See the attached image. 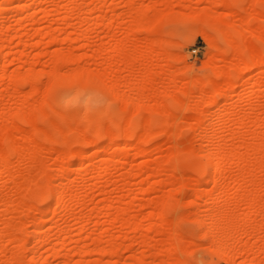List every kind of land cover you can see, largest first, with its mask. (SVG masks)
<instances>
[{
	"label": "rangeland",
	"instance_id": "rangeland-1",
	"mask_svg": "<svg viewBox=\"0 0 264 264\" xmlns=\"http://www.w3.org/2000/svg\"><path fill=\"white\" fill-rule=\"evenodd\" d=\"M73 1L79 2V9L82 8L80 9L81 12L88 11V8L92 9V7L96 9H93L95 13L92 15L90 23L84 22L81 15L69 21L66 14L67 9L70 6L73 7ZM81 1H83L82 4ZM224 1L0 0V21H4L8 27L10 26V31L6 35L9 43L6 51L8 58L14 59V62L12 61L13 63L8 64L6 68L0 67V128L4 129L6 126L3 127L4 124H11L15 135L22 139L21 136L25 134L27 138L30 133L25 130L27 128L26 121L18 118V110L21 111L24 107L21 112L24 111V114L28 115V111L30 115L35 107L36 112L40 114L47 110L48 115L44 118L41 117L39 120L42 128L54 130L55 123L53 126L52 122H59L58 124L63 130L66 128L69 138L68 142L65 143L61 132L58 134L60 141L56 144L52 140L49 142L50 136V139L44 137L45 142L40 139V148L42 149L37 152L39 158L36 159V163L42 170L36 180V186H39L40 194H32L30 201L32 199L31 202L36 203L39 201L43 203L46 211L42 209V211L37 212L33 206L27 211L24 203L8 208L9 202L2 200L3 192H6L7 188L11 191V202L14 204L18 192L23 191L25 195L24 191L26 192L27 188L24 187L25 189L23 188L22 191L17 188V182L23 177L18 176L11 179L8 177V172H6V176H0V198L2 197L0 199L2 200L0 201V233L6 230L9 231L15 225L9 227L5 222L12 218L14 223L17 224L19 220L17 221L16 218L20 217L24 220L21 223L23 224L21 235L23 241L28 242V247L26 246L21 255H17V260L16 251L18 250L19 240L17 238L13 239L14 241L0 240V264H20L21 259L19 260V258H22V264H29L30 261H25V259L29 258L30 260L31 254L33 262L31 261L30 264H264V147L261 149V154L258 155L256 149H254L255 147L252 148L255 144L252 143L250 144L252 146H248L249 150L247 149L246 152L253 159L250 160L249 157V160L247 158V161L241 164L246 165V167L249 166L247 168H252V171L249 170V178L247 177L248 179L244 180V184H247L244 185L245 188H236V178L243 166L235 163L236 153L238 154L236 151L241 149L242 142L252 140L254 143L256 140H260V143L264 142V124L259 126L257 123L258 119L264 121V63L258 60L251 64L250 69L245 70L244 67L252 54V50L249 52L251 39L254 42L253 49L259 46L260 49H256V52L261 50V54L258 52L259 55H262L259 58L261 60L264 58V0H227L229 1L227 5ZM249 5L251 8L248 7ZM241 6L245 7H243L244 10ZM130 10L140 11L143 14L135 17L129 14ZM247 10L250 12H247ZM223 20L227 22H223ZM73 25H78L82 29L91 25L90 46L84 44L85 39L83 37L73 38L71 31ZM23 26L29 28V31L23 35V39L28 42L26 47L23 43L18 44L17 41L20 37L15 36L16 31L23 28ZM221 27L222 30H220ZM223 27L228 30L231 37L233 35L232 39L234 41L223 30ZM37 28L42 30L38 35L34 32ZM48 30H53L56 33L55 40L50 41L51 43L47 40L46 32ZM234 30H236V33ZM222 31L228 37L224 36ZM248 32L251 33L250 36H248ZM241 33L243 34L241 35ZM245 34L248 37H245ZM127 36L131 40L133 39L134 41H132L135 43L133 44L128 39V45L133 48V51H137V57L131 56V59L134 60L132 61L135 62V64H131L133 67L129 65L130 63L128 65L127 63L124 64L118 58H115L114 62L111 61L114 41L127 39ZM224 37L230 42H227ZM243 39L246 42H248L247 40L250 41L249 46L245 45L248 43H244ZM99 47H102L101 49L104 51L98 49ZM234 47L239 49L237 50L239 53L235 52L236 48L234 49ZM232 48L234 51H232ZM23 49H25L24 54L21 53ZM62 50L66 52L68 50V54L71 53L68 59L64 56L65 60L62 57L61 59L60 57L57 58ZM236 53L240 54L241 57L235 55ZM55 54L57 59L54 58ZM231 55L232 57L237 56L236 61ZM70 56H73V58ZM242 58H246L247 61L242 60ZM53 60L54 62L57 60L56 62H60L62 65L60 66L62 75L77 69V67L93 72L94 79L92 81L90 79L92 83H88L89 79L82 78H79V81L77 79L76 82L73 79H70L72 81L66 79L67 83L62 82L61 79L62 83L60 81L56 82L57 79H53L54 77L49 74L51 67L53 68L54 65H52ZM213 66L215 68L220 67L222 70L225 69L224 71L229 68L233 69H231L233 73L230 76L228 75L229 77L227 76L225 79L222 76L221 81H218L221 82V90L223 87L228 89L233 86L231 94L226 96L221 94V91L217 93V86L215 89L212 82L215 77L216 80H219L220 77L216 75L217 72ZM30 68L35 71V81L22 79L23 81L21 80L13 86L15 83L12 77L9 78L10 73H15L18 70L27 73ZM105 70L108 74L105 73ZM112 70L115 71L112 72ZM147 71L155 76L153 78L151 76L155 82L149 78L150 76L146 75L148 74ZM214 71L216 73H213ZM110 72L114 73L112 79L109 77ZM240 72H244L241 80ZM143 77L146 78L145 82L150 83L151 80L153 84L144 83L146 86H143ZM201 77L213 86L209 87L206 93L197 90V84L203 81ZM66 80L63 81L66 82ZM113 83L117 87H114ZM137 83L138 85H136ZM187 83L188 85H186ZM32 84L34 87L36 86L34 91L32 90L34 89ZM140 84L143 86L141 89H145L150 95L149 97L147 93H143L146 99L143 98V95V100L141 101L142 98L139 99L149 109L146 112L144 111V114H152V117L156 120L163 119L164 116L168 118L167 114L163 116V113L159 112L165 106L171 112L179 114L177 117L175 116L177 120L175 123L177 124L174 127L175 129L172 130L173 133L171 132L173 125L171 129L169 127L170 134H167L169 130L165 133L157 125H154L152 135L146 142L142 143L146 151H141L139 154V151L132 145L133 147L130 146L126 150L128 151V154H126L128 159L125 157V162H117V164L115 161L116 151L118 150L117 142L125 137V133L115 129L114 141L109 143L107 137L101 138L100 141H105L104 143L110 145L106 146L107 149L103 153L94 155V151L91 150L92 147H95L94 144L92 146L85 142V135H92V132L81 129L83 133H79L80 130L76 129L87 122L96 125L100 121L104 129H106L104 124H109L108 127H114L117 123H122L133 112V100L130 99L127 108H124L126 103L121 100L124 99L121 95L124 94L123 91L126 92L130 88L132 90H128L129 93L132 92L131 98L139 97L138 91L136 93L135 90L142 91L138 88ZM148 85L158 89L157 92L160 90L161 93L158 92L160 93L158 95L155 89H151L150 86L149 88ZM110 86L113 87L110 88ZM188 86L190 90H188ZM15 87L20 88V90L15 89ZM38 87L40 88L38 89ZM116 88L120 97L117 95L118 92L114 91ZM134 88L136 89L134 90ZM111 89H114V92ZM148 89L149 91H147ZM211 89L213 92L210 91ZM30 90L33 92L31 93ZM74 90L75 92H73ZM153 90L156 92L155 95L152 93ZM184 90L191 91V93H186ZM63 93H70L72 95L71 99L67 102H61L60 98ZM151 93L153 96H151ZM174 96H179V99ZM213 96L217 99V102H212ZM39 101H42L43 109L41 105H38ZM30 104L34 107L31 105L30 108ZM18 105L23 107L20 108ZM49 105L58 108L60 112ZM199 110H203L199 112L200 120H202L200 122L209 120L210 114L216 112L213 114L212 124L206 131H200L195 124H193L194 127L193 125L190 126V123L196 120L193 116H196L195 114ZM9 111L11 112L9 113ZM82 112H85V117ZM247 112H251L252 120L248 124H243L239 118ZM13 120L17 125L13 123ZM104 120L105 122H103ZM14 126L17 129H19V126H24L25 131H15ZM2 130L0 129V135L3 133ZM42 134L44 133L42 132ZM208 136L212 137L215 144H224L228 151L235 144L236 146L239 145L235 149L236 153L232 154L225 164V173L220 178L224 184L223 187L219 183L214 185L212 180L206 181L211 168L207 165L206 154H203L206 151H204L201 141ZM80 139L82 140L81 143ZM135 139L136 137H132L131 140ZM23 142L28 143V138L24 139ZM114 142L115 145H112ZM41 145L44 147H41ZM262 145L264 146V143L260 144L261 148ZM50 146H53V149ZM79 147L84 150L88 149L85 152L86 155L77 156L72 154L64 159L65 164L70 162L67 164L69 167H73L72 162H74V166L77 164L79 169L77 173L75 172L72 175V181L70 180L73 190H70V196L68 195L65 202L54 210L55 191L50 177L55 173L57 164L61 162L62 151L66 149V151H72L73 148L79 150ZM108 153H111L112 157L109 167L110 173L100 176L101 167L98 164L104 156L110 155ZM86 156H96L94 159L96 164L93 166V170L88 171V173L85 171V162L88 161ZM257 156L261 161L255 160L258 159ZM156 160L163 161L161 164L163 163L164 167L167 166L168 169L167 167H165V170L160 169L159 166L157 167ZM254 160L255 163L250 166L248 163L250 161L253 163ZM154 161L156 162L154 163ZM144 162H151V167L141 173L139 167ZM25 164H21V166ZM3 170H5L4 167L0 165V173ZM171 171L175 174H171ZM202 173H205L204 185L203 188H197L198 180L195 176L199 178ZM36 195H39L40 198H36ZM77 195H81V199ZM164 200H170V205H159ZM226 205L232 210L238 211L241 220L236 223V226L234 225V228H229L231 235L228 238V244L226 247H222L221 234L224 228L220 227L221 229L218 228L215 233H210L205 217L209 209L212 215L217 216L218 210ZM15 226L11 231L19 234L20 231ZM35 231L44 235L39 237V241L32 238ZM46 233L49 234L48 241L43 240L47 235ZM181 233L183 234L180 235L182 237L179 236ZM242 244H244L246 251L244 256L240 255ZM112 245L115 248L112 249L114 252L116 248L120 250H118V255L116 254L117 251L112 253L113 255H105L101 247L106 249L107 247L111 248ZM34 246L38 248H34ZM4 248L9 250L14 248L12 250L14 252L8 251L10 254L11 252L14 253L15 258L12 256V258L7 257L6 259L4 254L1 253ZM84 248L92 249L89 252L81 253V250H86ZM32 249L37 250L33 251ZM93 251L95 252L93 253ZM254 252L261 257L262 261L260 263L250 261L255 256ZM36 253L38 254L36 255ZM23 255L25 259H23ZM108 258L110 259L108 260ZM138 259H145L143 260L145 262ZM110 260L113 262L111 263ZM134 260L137 263H133Z\"/></svg>",
	"mask_w": 264,
	"mask_h": 264
},
{
	"label": "bare ground",
	"instance_id": "bare-ground-1",
	"mask_svg": "<svg viewBox=\"0 0 264 264\" xmlns=\"http://www.w3.org/2000/svg\"><path fill=\"white\" fill-rule=\"evenodd\" d=\"M12 1H15V0H12ZM38 1V0H37ZM220 1V0H219ZM221 1H224V0H221ZM244 1H246V0H244ZM218 2V1H217ZM224 2H226V5H227V2H229V1H224ZM74 5H73V7L72 6H70L68 9H67V14H66V17L67 18H69V21H71V20H73V18H76V16H78V15H81V17H82V19H83V21L84 22H86V23H88L91 19H92V15L95 13V11L94 10H96V9H94L93 7H92V9H89L88 8V11L87 10H85L84 12H81L80 11V9H82L81 7H80V9H79V2L77 1V2H72ZM83 3V1H81V4ZM219 3H222V2H219ZM252 3V2H251ZM229 4V3H228ZM245 4V3H244ZM246 5V4H245ZM244 5V6H245ZM243 6V7H244ZM230 7H231V5H230ZM242 7V6H241ZM242 7V8H243ZM248 7H250V5L248 6ZM245 8V7H244ZM244 8H243V10H244ZM251 8V7H250ZM254 8V6L252 7V9ZM84 9V8H83ZM94 9V10H93ZM248 9V8H247ZM97 10H98V8H97ZM248 10H251V9H248ZM247 10V12H250V11H248ZM83 11V10H82ZM101 11V10H100ZM103 11V10H102ZM129 14H132V15H134L135 17H138V16H142V14H143V12H140V11H134V10H130L129 11ZM131 15V16H132ZM213 15V14H212ZM99 16V15H98ZM79 17V16H78ZM219 17V16H218ZM217 17V18H218ZM78 19V18H77ZM221 19V18H220ZM223 19V18H222ZM78 21V20H77ZM76 21V22H77ZM81 21V20H80ZM222 21V20H221ZM73 22V21H72ZM72 22H70V24H72ZM223 22H227V21H225V20H223ZM229 22H231V21H229ZM90 23V22H89ZM229 24V23H228ZM232 24H235L234 22H232ZM236 25V24H235ZM68 26V25H67ZM222 26H224V25H222ZM233 26V25H232ZM70 27V26H69ZM73 28V30H71L72 31V35L74 36L73 38L74 39H77V38H81V37H83L84 39H85V43L84 44H87V45H89L90 46V44H91V41H90V39H89V37H90V31H91V25H90V27H89V25L87 26V27H89V28H85V29H82V27H79L78 25H73L72 26ZM9 28H10V26L8 27L7 25H6V23L4 22V21H0V67H4V68H6L7 66H8V64H10L12 61L14 62V59H9L8 58V53H7V51H6V47L9 45V43H8V38H7V34H8V32L10 31L9 30ZM235 28V27H234ZM233 28V29H234ZM226 28H224L223 27V30H225ZM220 30H222V27H221V29ZM245 30V29H244ZM243 30V31H244ZM29 31V28H27V26H23V28H19L17 31H16V33H15V36L17 35V36H19L20 37V39H19V41H17V43L18 44H20V43H23L24 44V47H26L27 45H28V42H27V40L26 39H23L24 37H23V35L24 34H26L27 32ZM70 31V32H71ZM236 30H234V32H235ZM37 35L39 34V33H41L42 32V30L40 29V28H37V29H35V31H34ZM223 32V31H222ZM225 32L228 34V30H225ZM242 32V31H241ZM34 33V34H35ZM236 33V32H235ZM239 33V32H238ZM247 33V32H246ZM249 33V32H248ZM35 34V35H36ZM46 34H47V40L50 42V41H53V40H55L54 38L56 37V33H55V31H53V30H48L47 32H46ZM227 34H225L224 32H223V35L225 36H227L228 37V35ZM243 33H241V35H242ZM250 34L251 33H249L248 34V36H250ZM115 35V34H114ZM129 35V34H128ZM237 35V34H236ZM239 35V34H238ZM246 35V34H245ZM230 37H231V35H229ZM240 36V35H239ZM247 35L245 36V37H248ZM126 37V36H125ZM128 38L126 39V38H124V40H120L119 41V39H118V41H114V46H113V52L111 53L112 55V62H114V60H115V58L117 59H119L120 61H123L124 62V64H126L127 63V65H128V63H130L129 65H131V64H135V62H133L134 60L133 59H131V56L132 55H134V57H137L136 56V54H137V51L135 52V51H133L132 49L133 48H131L130 47V45H128V43H127V40L129 39L130 41H132L131 39H130V37L129 36H127ZM229 37V38H230ZM232 37H233V35H232ZM232 37H231V39H232ZM122 39V38H121ZM126 39V40H125ZM224 39L225 40H227L226 39V37H224ZM115 40H117V39H115ZM240 40H241V37H240ZM244 40V39H243ZM47 41V42H48ZM134 41V40H133ZM133 41H132V43H133ZM229 40H227V42H228ZM232 41H234V39H232ZM236 41V40H235ZM248 42H246L245 40H244V43L246 42V43H248V44H245V45H248L249 46V44H250V41L249 40H247ZM251 41H252V43L250 44L251 45V49H249V52L252 50V54L250 55V57H249V59H248V61L247 60H245V59H243L242 58V60H244V61H247V64L244 66L245 67V70H247V69H250V67H251V64L252 63H254V62H257L258 60L260 61V62H262V63H264V58L261 60L260 58V56H262V55H259V53L261 52V50L259 51H257L256 52V49H258L259 48V46L257 47V48H255V49H253L254 47H252V45H253V40L251 39ZM226 42V41H225ZM230 42V41H229ZM237 42V41H236ZM16 43V45L18 46V44ZM51 43V42H50ZM105 43V42H104ZM232 43V42H231ZM230 43V44H231ZM103 44V43H102ZM101 44V45H102ZM129 44H131V43H129ZM133 44H135V43H133ZM100 45V46H101ZM232 45V44H231ZM256 45V44H255ZM103 46V45H102ZM109 46V45H108ZM234 46V45H233ZM235 46H237L236 44H235ZM247 46V47H248ZM153 47V46H152ZM238 47V46H237ZM237 47H234V49H235V52L237 51V50H239V49H237ZM247 47H244L245 49L247 48ZM17 48V47H16ZM102 48V47H101ZM100 47L98 48V49H100L101 51H104V50H102ZM105 48V47H104ZM150 48V47H149ZM106 49V48H105ZM233 49V48H232ZM234 49L232 50V51H234ZM260 49V48H259ZM150 50V49H149ZM148 50V51H149ZM231 50V49H230ZM253 50H255V51H253ZM63 51V55L61 54V52ZM62 51H60V53L58 54V56H57V58L58 57H60V59H61V57L63 58V60H65L64 59V57H66L67 59H68V57H69V55H71V53L70 54H68V50H67V52L65 51V50H62ZM109 51V50H108ZM245 51V50H244ZM68 54H66V53ZM98 52L100 53V51L98 50ZM135 52V53H134ZM234 52V53H235ZM238 52V51H237ZM247 52V51H246ZM259 52V53H258ZM21 53L22 54H24L25 53V49H23V50H21ZM97 53V52H96ZM102 53V52H101ZM133 53V54H132ZM234 53H233V55H234ZM239 53V52H238ZM241 53V52H240ZM86 54V53H85ZM231 54H232V52H231ZM248 54V53H247ZM261 54V53H260ZM60 55H62V56H60ZM97 55V54H96ZM101 55V54H100ZM109 55V54H108ZM140 55V54H139ZM235 55H239L240 57H241V55H242V53H241V55L240 54H235ZM55 56H56V54L54 55V58H55ZM64 56V57H63ZM74 56V55H73ZM73 56H70L71 58H73ZM117 56V57H116ZM97 57H99V56H97ZM133 57V56H132ZM231 57H232V55H231ZM236 57L237 56H235V57H232V58H234V60L236 59ZM240 57H238V58H240ZM244 57V56H243ZM247 57V58H248ZM260 57V58H259ZM19 58V57H18ZM53 58V59H54ZM57 58H55V59H57ZM130 60H131V62H133V63H131L130 62ZM133 60V61H132ZM137 60V59H136ZM240 60V59H239ZM57 60H55V62H54V60L52 61L53 63H52V65H53V68L51 67V69H50V75H51V77H54L53 79H57L56 80V82H58V81H60V79L62 80V82H64V83H67V80L66 79H68V80H70V79H73L75 82H76V80L78 79V81H79V78H82V79H89L88 80V83H92L91 81H92V79H94L93 78V72L91 73V72H88L86 69H84V68H78L77 67V69H75V70H72V71H70V72H67V73H65V75L63 74H61L60 73V69H61V67L60 66H62L61 64H60V62H56ZM62 61V60H61ZM110 61V60H109ZM119 61V62H120ZM148 61V60H147ZM236 61V60H235ZM238 61V60H237ZM12 62V63H13ZM111 62V63H112ZM116 62V61H115ZM140 62H143V61H140ZM62 63V62H61ZM64 63V62H63ZM107 63V62H106ZM105 63V64H106ZM259 63V62H258ZM35 64V63H34ZM109 64V63H108ZM121 64V63H120ZM136 64H137V62H136ZM142 64V63H141ZM147 64V63H146ZM148 64H149V61H148ZM153 64V63H152ZM29 65V64H28ZM30 65H32L31 63H30ZM66 65V64H65ZM99 65V64H98ZM140 65V64H139ZM135 66V65H134ZM137 66H138V64H137ZM230 66H233V65H230ZM29 67H31V66H29ZM34 67V66H33ZM99 67V66H98ZM97 67V68H98ZM102 67H104V66H102ZM111 67V66H110ZM131 67H133V65H131ZM144 67H145V64H144ZM146 67H148V65H146ZM156 67V66H155ZM169 67V66H168ZM214 67V66H213ZM217 67V66H216ZM233 67H235V66H233ZM3 68V69H4ZM87 68V67H86ZM106 68V67H105ZM109 68V67H108ZM127 68V67H126ZM150 69H151V67H149ZM157 68V67H156ZM166 68V67H165ZM215 68V67H214ZM218 68V69H217ZM217 68H215L216 69V72L214 71L213 73H216V75H218L219 77H220V79L219 80H216L215 78V80L213 79V82H212V84H213V86H215V89H216V86H217V93L219 92V91H221L220 93L221 94H224V95H229V94H231V91H233V89H232V87L230 88H224L223 86V88H222V90H224L223 92H222V90H221V82H218V81H221V77L223 76L225 79H226V77L229 75L230 76V74L231 73H233V69L232 68H229L228 70H226V71H224V70H222V68H220V67H217ZM220 68V69H219ZM236 68V67H235ZM19 69V68H18ZM34 69V68H33ZM89 69V68H88ZM104 69V68H103ZM132 69V68H131ZM167 69V68H166ZM170 69V68H169ZM232 69V70H231ZM5 70V69H4ZM53 71V75L51 74V72ZM97 70H99V69H97ZM109 70H110V68H109ZM116 70V69H115ZM115 70H112V72H114ZM6 71V70H5ZM4 71V72H5ZM28 71V70H27ZM62 71V70H61ZM106 71V70H105ZM111 71V70H110ZM142 71H144V70H142ZM145 71H146V69H145ZM161 71H163V70H161ZM170 71V70H169ZM174 71V70H173ZM35 71H32V68H30V71L29 72H27V73H23L21 70H18L17 72L15 71V73L14 72H12V73H10V77L9 78H13V80H14V85L13 86H15L19 81H21L22 79H28V81L29 80H31L32 82H33V80L35 81V78H36V75H35V73H34ZM63 72V71H62ZM112 72H110V75H109V77L112 79V77H113V75H114V73H112ZM148 72V71H147ZM158 72V71H157ZM103 73V72H102ZM105 73H107V71L105 72ZM150 72H148V74H146V75H148V76H150L149 78L151 79V80H153L152 78H153V74L152 73H150ZM241 73V72H240ZM243 73L244 72H242L241 73V77H240V80L243 78ZM6 74V73H5ZM108 74V73H107ZM144 74V73H143ZM160 74V73H159ZM164 74V73H163ZM98 75V74H97ZM95 76V75H94ZM105 76V75H104ZM141 76V75H140ZM144 76V75H143ZM151 76H152V78H151ZM211 76V75H210ZM228 76V77H229ZM245 76V75H244ZM4 77V76H3ZM101 77V76H100ZM106 77V76H105ZM155 77V76H154ZM160 77V76H159ZM176 77V76H175ZM8 78V77H7ZM144 79H142L143 80V86H146L144 83H148V82H145V77H143ZM148 78V79H149ZM211 78H213V77H211ZM211 78H209V79H211ZM90 79H91V81H90ZM103 79V78H102ZM147 79V80H148ZM201 79H202V77H201ZM208 79V80H209ZM63 80H66V82L65 81H63ZM106 80V79H105ZM108 80H109V78H108ZM146 80V81H147ZM151 80L149 81L150 83H148V84H151L152 82H151ZM200 80V79H199ZM203 80V81H202ZM201 81V83L199 84H197L196 82V80H194V81H196L195 83L198 85V88H197V90H198V92L200 91L201 93H206L207 91H208V89H209V87H211L212 85L211 84H209V82H207V81H204V78L202 79ZM23 81V80H22ZM70 81H72V80H70ZM94 81V80H93ZM141 81V80H140ZM193 81V82H194ZM212 81V80H211ZM61 82V81H60ZM61 82V83H62ZM69 82V81H68ZM81 82V81H80ZM83 82V81H82ZM97 82H98V80H97ZM106 82V81H105ZM109 82V81H108ZM111 82V81H110ZM112 82H114L113 80H112ZM111 82V83H112ZM142 82V81H141ZM153 82H155L154 80H153ZM238 82H239V80H238ZM94 83V82H93ZM235 83V82H234ZM77 84V83H76ZM75 84V85H76ZM99 84H100V81H99ZM108 84V83H107ZM114 84V83H113ZM113 84H110V85H113ZM153 84V83H152ZM220 84V85H219ZM239 84V83H238ZM74 85V86H75ZM115 85V86H114ZM113 86L114 87H117L116 86V84H114ZM118 85V84H117ZM136 85H138V83L136 84ZM186 85H188V83L186 84ZM189 85H190V82H189ZM32 86H33V84H32ZM113 86H110V88L111 87H113ZM142 86V84H140V86H138V88L139 89H141V87H143ZM150 85H148V87H149ZM155 87H156V85H154ZM212 86V87H213ZM136 87V86H135ZM151 87V86H150ZM149 87V88H150ZM196 87V86H195ZM33 88L34 89H32L33 91L34 90H36V86L34 87L33 86ZM40 87H38V89H39ZM137 88V87H136ZM136 88H134V90L136 89ZM153 87H151V89H152ZM15 89H19L20 90V88H17V87H15ZM14 89V90H15ZM37 89V90H38ZM129 90H132V89H130V88H128ZM127 89V91L125 92V91H123L124 92V94L123 93H120V94H123V95H121V97L123 96V98L124 99H121L122 101L124 100L125 102L124 103H126L125 104V106H124V108H127V103L129 102V101H131L130 99H132L133 100V102H132V105H133V112L131 113V114H129L128 115V117H126L125 118V120L122 122V123H117V125L116 126H114V127H108V125L107 124H104V125H106V129H104V127L102 126V124H101V122L100 121H98L97 123H96V125H93L92 124V122H87V123H84L82 126H80L79 127V125H78V129H76V130H80L79 131V133L80 132H82L81 131V129L82 130H87V131H90V132H92V135L91 134H89V135H91V136H86L85 135V142L87 143V144H94V146L95 147H92L93 149H91L92 151H94L93 152V154L94 155H97V154H100L101 152L103 153V151L105 150V149H107V145L109 146L110 144L109 143H112L113 141H114V134H115V129H117L118 131H123V133H125V137L120 141V142H117L118 143V146H117V153H116V155H117V157H116V159H115V161H116V163L117 162H119V163H121L122 161L123 162H125V157H127V159H128V156H126V154H128V151H126L130 146L131 147H135L138 151H139V154L141 153V151L143 152V151H146V149L143 147V145H142V143L143 142H146L149 138H150V136L152 135V127L154 126V125H157L158 126V128H160V129H162L163 131H165V133L169 130V127H170V129L172 128L171 126L173 125V128L171 129V132H172V130L173 129H175L174 127H175V125L177 124V123H175V122H177V120L175 119V116L177 117V115H179L178 113L176 114V113H173V112H171L170 110H169V108L167 107V109H166V106H165V108L164 109H161V111H159V112H162L163 113V116H164V114H167L168 115V118H167V116H164L163 117V119H154L153 117H152V114H144L146 111H148L149 109L144 105V104H142L141 103V101L143 100V98L144 99H146V97L144 96V94L145 93H147L146 91H145V89L143 90V89H141L142 91H140V90H135V92L136 91H138V95H139V97H137V98H134V99H136L135 101H134V99L133 98H131L132 97V92L131 93H129V90ZM153 89H155V88H153ZM218 89H220V90H218ZM32 90H30L31 91V93L33 92ZM94 90V89H93ZM112 90V89H111ZM114 90V89H113ZM112 90V91H113ZM157 90L158 89H155V91L157 92ZM183 90V89H182ZM188 90H190L189 89V86H188ZM30 91H29V94H30ZM114 91H117L118 93H117V95H118V97H120L119 96V91H118V89L116 88V90H114ZM113 91V92H114ZM144 91V92H143ZM147 91H149V89L147 90ZM154 90L152 91V93L154 94V93H156ZM184 91H186V93H191V91H187V90H184ZM210 91H212V89L210 90ZM215 91V90H214ZM21 92V91H20ZM20 92H18V93H20ZM38 92H39V90H38ZM73 92H75V90L73 91ZM158 92H160V90L158 91ZM157 92V94L159 95L160 93H158ZM213 92V91H212ZM116 93V92H115ZM137 93V92H136ZM144 93V94H143ZM149 93V92H148ZM147 93V94H148ZM151 93V96H153V94ZM193 93V92H192ZM195 93V92H194ZM15 94V93H14ZM74 94V93H73ZM86 94H88V93H86ZM147 94H146V96H147ZM178 94V93H177ZM176 94V95H177ZM185 94V93H184ZM35 95V94H34ZM113 95H114V93H113ZM116 95V94H115ZM116 95V96H117ZM142 95L144 96L143 98H142ZM155 95V94H154ZM179 95V94H178ZM188 95V94H187ZM224 95H221V96H224ZM19 96V95H18ZM71 94L70 93H63L62 95H61V98H60V101L61 102H67V101H69L70 99H71ZM85 96V95H84ZM148 96L150 97V95L148 94ZM174 97H178L177 99H179V96H174ZM140 98H142L141 99V101H139V99ZM148 98V97H147ZM187 98H188V96H187ZM215 97L213 96V100H212V102H217V99L215 98ZM120 99V98H119ZM84 100V99H83ZM24 101V100H23ZM26 101V100H25ZM24 101V102H25ZM35 101V100H34ZM34 101H32V102H34ZM107 101V100H106ZM28 102H31V101H28ZM27 102V103H28ZM38 102V101H37ZM37 102H35V103H37ZM41 102L42 101H39V104L38 105H41ZM211 102V101H210ZM211 102V103H212ZM22 103V102H21ZM26 103V104H27ZM219 103V102H218ZM25 104V105H26ZM49 104H51V103H49ZM23 105V104H22ZM28 105V104H27ZM32 104H30L29 106H30V108L33 106H31ZM37 105V106H38ZM130 105H131V102H130ZM162 105V104H161ZM36 106V105H35ZM49 106H51V105H49ZM199 106V105H198ZM18 107H23V106H19L18 105ZM34 107V106H33ZM41 107H42V105H41ZM51 107H53V109L55 108L53 105L51 106ZM130 107V106H129ZM162 107V106H161ZM192 107V106H191ZM196 107V106H195ZM26 108H28L29 110H31L29 107H26ZM25 108V109H26ZM39 109H40V107H38ZM86 108V107H85ZM121 108H122V106H121ZM193 108V107H192ZM197 108V107H196ZM205 108V107H204ZM23 109H24V107H23ZM22 109V110H23ZM33 109V108H32ZM34 109L35 110H32L31 112H33V113H31L30 115H29V112L27 111V114L28 115H25L24 114V111L23 112H21L20 110H18V118L19 119H21V120H24V121H26L25 123H26V125H27V128L25 129V128H23L24 126H19V129H17L16 128V126H14V128H16L15 129V131L17 130V131H27V132H29L30 134H29V136L27 137L28 138V143H24L23 142V140L25 139H27L26 138V136H25V134L23 135V136H21V137H23L22 139L21 138H19V136H17V135H15L14 133H13V125L11 126V124L10 125H7V124H4L3 125V127H4V129L1 127L0 129L2 130V134L0 135V165H2V167H4V169L5 170H3L1 173H0V176L2 175V177L5 175L6 176V172H8L7 174L9 175L8 177H10L11 179H15L16 177H18V176H20V177H23L21 180H19L18 182H17V188L20 190V191H22V189L25 187V188H27L26 189V192L24 191V193H25V195L23 194V191L22 192H18L19 194L17 195L18 197H16V202L13 204L12 202H11V191L8 189H6V192H3V198H2V200L3 201H5V202H9V206H8V208L10 207V208H12V207H14L15 205H19V204H23L24 203V206L27 208V211L33 206L34 208H35V211H37V212H40V211H42V209H43V211H46V210H44V208L46 209V207H43V203H40L39 201H37L36 203H34V201L33 202H31L32 201V199H31V201H30V198L32 197L31 195L33 194H37V193H39L40 194V191L38 190V188H39V186H36L37 184H36V180H37V178H38V176L40 175V172L42 171V170H40L41 168H39L40 166L38 165V163H36V159H38L39 158V156H38V154H37V152H39L42 148H40V139H43L44 140V137L46 136V137H48L49 139H50V137H51V139H50V141L49 142H51V140H52V142L53 143H58L59 141H60V139H59V137H58V134L59 133H61L62 132V136H63V141L65 142V143H67L68 142V134H67V132H66V128H64V130L60 127V124H58L57 122H55V121H53L52 122V125L54 126V123H55V129L53 130V129H50V130H46L45 128H42V125L39 123V120H40V118L42 117V118H44V117H46V115H48L47 113H46V111L42 114H40V113H37L36 112V108L34 107ZM38 109V110H39ZM42 109H43V107H42ZM130 109V108H129ZM203 109V108H202ZM54 110H57L58 112H60L59 111V109L58 108H55ZM41 111V110H40ZM145 111V112H144ZM200 111H203V110H199L195 115L196 116H193V117H195V121L193 122V123H190V126L192 127V125L193 124H195L196 125V127L197 128H199L200 129V131H206L209 127H210V125L212 124V118H213V114H215L216 112H214V113H211L210 115H211V117L209 116V120H207V121H203V122H200V121H202V120H200V116H199V112ZM206 111V110H205ZM11 111H9V113H10ZM62 112H63V110H62ZM128 112H129V110H128ZM182 112V111H181ZM83 113V112H82ZM85 113V112H84ZM83 113V114H84ZM161 113V114H162ZM5 114H7V113H5ZM83 114H82V117H83ZM127 114V113H126ZM11 115V114H10ZM85 115L86 114H84V117H85ZM142 115H144V116H142ZM241 115V114H240ZM7 116V115H6ZM5 116V117H6ZM140 116H142V117H140ZM11 117V116H10ZM73 117V116H72ZM202 118V117H201ZM178 119V118H177ZM10 120V119H9ZM106 120V119H105ZM105 120L103 121V122H105ZM176 120V121H175ZM239 120H240V122H242L243 124H248V123H250V121L252 120V114H251V112L250 113H243L242 114V116H241V118H239ZM69 121V120H68ZM9 122V121H8ZM10 122H12V121H10ZM196 122V123H195ZM13 123L14 124H16L15 122H14V120H13ZM12 123V124H13ZM116 123V122H115ZM258 124H259V126H262L263 124H264V121L262 120V119H258V122H257ZM72 124V123H71ZM75 124H77L76 122H75ZM241 124V123H240ZM17 125V124H16ZM195 125H193V127L195 126ZM44 126V125H43ZM75 126H77V125H75ZM18 127V126H17ZM22 127V128H21ZM41 127V128H40ZM71 127V126H70ZM73 127V126H72ZM108 127V128H107ZM69 128V127H68ZM25 129V130H24ZM30 129H31V132H30ZM45 129V130H44ZM47 129H49V127H47ZM70 129V128H69ZM74 129V128H73ZM159 129V130H160ZM72 130V129H71ZM156 130V129H155ZM159 130H157V131H159ZM154 131V130H153ZM156 131V132H157ZM42 132L44 133V134H42ZM169 133H167V134H170V130L168 131ZM83 133V132H82ZM86 133V132H85ZM122 133V132H121ZM173 133V132H172ZM17 134V133H16ZM42 134V135H41ZM46 134V135H45ZM78 134V133H77ZM84 135V134H83ZM154 135V134H153ZM42 136V137H41ZM50 136V137H49ZM25 137V138H24ZM83 137V136H82ZM108 138L109 139V143H104L105 141H100V139L101 138ZM132 137H136V139L135 140H131L132 139ZM258 137V136H257ZM81 140V139H80ZM255 140V139H254ZM253 141V140H252ZM252 141H246V142H242V145L240 146V148L241 149H239L238 151H236V152H238V154L235 152V149H237L236 147L238 146L239 147V145H237L236 146V144H235V146H232V148H229L230 150L228 151L227 150V148L225 147V145L224 144H222V143H217V144H215V142H214V140L212 139V137L211 136H208V137H206V138H204L202 141H201V143H202V146H203V148H204V151H206V152H204L203 154H206V158H207V160H206V162H207V165H209L208 167H210L211 169V172L209 173V176H208V178H206V181L208 180V181H210V180H212V183L215 185V184H220V186L221 187H223V182H221V180H220V178H221V175L223 174V173H225V164L227 163V160H229V158H230V156H232V154H234V153H236V158H235V163L238 165V164H244V162L245 161H247V158H248V160H249V157L250 156H248V152H246L247 151V149H248V146L250 145V144H252L253 143V145L254 146H252V145H250V146H252V148L253 147H255L254 149H256V152H257V154L259 155V153L261 152V149H263V145H262V148H261V146H260V144H262V143H264V142H261L260 143V140H256V142L254 143V142H252ZM262 141V140H261ZM44 142H45V140H44ZM47 142V141H46ZM82 142V140L80 141V143ZM181 143V142H180ZM240 143V142H239ZM54 144V145H55ZM238 144V143H237ZM45 145V144H44ZM47 145V144H46ZM45 145V146H46ZM112 145H115V142H114V144H112ZM133 145V146H132ZM48 146V145H47ZM83 146V145H82ZM41 147H44L43 145H41ZM50 147H52V149H53V146H50ZM70 147V146H69ZM55 148V147H54ZM82 148V147H81ZM80 147H79V150H78V148L76 149V148H73L72 149V151H62V153H61V162L60 163H58L57 164V166H56V170H55V173L50 177V179H51V183L53 184V190L55 191V203H53L54 204V210H56V209H58V207H60V205H62V203H64L65 202V200H66V198H68V195H69V192H70V190L72 191L73 190V188H71V183H70V180L71 179H73V174L76 172L77 173V170H79L78 169V167H77V164H76V166H74L75 164H74V162H72L71 164L73 165V167H69L67 164H69L70 162H68V163H66L65 164V160L64 159H67L68 158V155H72V154H76L77 156H83V155H86L85 154V152L88 150V149H86V150H84V149H81ZM40 149V150H39ZM51 149V148H50ZM76 151H75V150ZM95 149V150H94ZM249 150V149H248ZM251 150V149H250ZM203 151V150H202ZM263 151V150H262ZM163 152V151H162ZM30 153H32L31 155H30ZM42 153V152H41ZM248 153V154H247ZM255 153V152H254ZM263 153V152H262ZM28 154H29V156H28ZM92 154V155H93ZM108 154H110L109 156H104L103 157V159H101L100 161V164H98L101 168V170H100V176H105V175H107V174H109L110 172H109V167H110V163H111V159H112V157H111V153H108ZM256 154V155H257ZM261 154V153H260ZM263 155V154H262ZM261 155V156H262ZM96 157V156H95ZM95 157L94 156H86V158L88 159V161H86L85 163H86V165H85V171L88 173V171H91V170H93L92 168H93V166L96 164V162H95ZM253 157H255V155H253ZM258 157V156H257ZM76 158H78V157H76ZM251 159L250 160H252L253 158L252 157H250ZM126 159V160H127ZM23 160H25V162H23ZM69 160V159H68ZM80 160V159H79ZM160 160V159H159ZM161 160H163V159H161ZM256 161L257 160H260V158L258 157V159H255ZM255 160L254 161H252L253 163H251V161H250V163H248L250 166H252L251 164H254L255 163ZM157 161V162H156ZM156 161H154V163L155 164H158L157 165V167L159 166V167H161L160 169H164L165 170V167H167V166H165L164 167V164L162 165L161 164V162H163V161H158V160H156ZM261 161V160H260ZM260 161H258V162H260ZM21 162H23V163H21ZM66 162H67V160H66ZM122 162V163H123ZM204 162V161H203ZM24 163H26L24 166H21V164H24ZM150 163L151 162H144V163H142V165H140V167H139V171L142 173V172H145L146 170H148V168L149 167H151V165H150ZM153 163V162H152ZM118 164V163H117ZM160 164V165H159ZM247 164V163H246ZM71 165V166H72ZM97 165V166H98ZM120 165V164H119ZM175 165V164H174ZM256 165V164H255ZM255 165H253L254 167H255ZM79 166V165H78ZM241 166H243V165H241ZM257 166H260V165H257ZM14 167V168H13ZM247 167H249V166H247ZM246 167V165H244L243 167H242V169H241V167H240V169H241V171L239 172V174H238V176H237V178H236V188H245V186L247 185V184H244V180H246V178L248 177V175H249V170L250 171H252V168L250 169V168H247ZM153 168V167H152ZM157 170V171H159V172H163L162 170ZM167 169H168V167H167ZM224 169V170H223ZM153 170H155V169H153ZM172 172V171H171ZM175 174V172H172L171 174ZM183 173H185V172H183ZM250 173H252V172H250ZM127 174V173H126ZM129 174V173H128ZM187 174V173H186ZM205 175V173H202L201 174V176L198 178L197 176H195V178H197V180H198V182H197V184H198V187L197 188H203V182H204V176ZM252 175V174H251ZM76 176V175H75ZM8 177H6L7 179H8ZM249 178V177H248ZM247 178V179H248ZM250 178H251V176H250ZM64 179H66V180H64ZM49 180V179H48ZM48 180H47V182H48ZM72 181V180H71ZM209 183V182H208ZM50 184V183H49ZM125 184V183H124ZM123 184V185H124ZM245 185V186H244ZM52 187V186H51ZM248 187V186H247ZM24 188V189H25ZM248 188H251V187H248ZM81 190H82V188H80ZM28 190V191H27ZM53 190L51 189V191L53 192ZM79 190V189H78ZM116 190H118V188H116ZM39 191V192H38ZM80 193V192H79ZM78 193V194H79ZM39 196V195H38ZM37 195H36V198L38 197ZM53 196V195H52ZM70 196V195H69ZM80 196L81 195H77V197L79 198V199H81L80 198ZM14 197V196H13ZM12 197V198H13ZM35 197V196H34ZM54 197V196H53ZM76 197V198H77ZM0 198V199H1ZM35 198V199H36ZM38 198H40V197H38ZM77 198V199H78ZM15 199V198H14ZM2 200H0V201H2ZM15 201V200H14ZM80 202H81V200H79ZM252 201V200H251ZM257 201V200H256ZM12 204H11V203ZM52 202V201H51ZM77 202H78V200H77ZM79 203V202H78ZM34 204V205H33ZM82 204V203H81ZM157 204V203H156ZM172 204V203H171ZM255 204V203H254ZM159 205H162V206H169L170 205V200H164V201H162ZM256 205V204H255ZM21 206V205H20ZM23 206V205H22ZM71 206V205H70ZM50 207V206H49ZM17 208H18V206H17ZM48 209H50V208H48ZM47 209V210H48ZM23 211V210H22ZM25 213V212H24ZM26 214V213H25ZM28 214V213H27ZM23 215V214H22ZM19 216H20V214H19ZM23 217V216H22ZM20 218V217H19ZM16 218L17 219V224L16 223H14V220L11 218V219H9L7 222H5L6 223V225L7 226H9V227H12L14 224L16 225H14L15 226V228L17 227V229L20 231V233L19 234H16V233H14L13 231H11V230H13L14 229V226H13V228L11 229L10 228V230L9 231H5V232H2V233H0V240L2 241V240H4V239H7V240H12V241H14L15 240V238H17L18 240V250L16 251L17 253H16V258H17V255H21L22 253H23V250H25V248H26V246H27V243L28 242H25V241H23V238H22V235H21V231H22V229H23V227H22V225L23 224H21L22 223V221H24L22 218ZM15 219V220H16ZM22 219V220H21ZM165 220V219H164ZM240 220H241V218L239 217V214H238V211H235V210H232L228 205H226V206H224V207H221L219 210H218V214H217V216L216 215H212V212L210 211V209H209V211H207V214H206V217H205V221L207 222V224H208V228H209V232L210 233H215L217 230H218V228H220V227H223L222 229V234H221V244H222V247H226L227 246V244H228V238L230 237V235H231V232H230V230H229V228H234V225L236 226L237 224L236 223H239L240 222ZM231 226V227H230ZM233 226V227H232ZM8 227V228H9ZM221 229V228H220ZM235 230V229H234ZM233 230V231H234ZM178 232V231H177ZM176 232V233H177ZM179 233V232H178ZM47 234V233H46ZM43 235V234H42ZM38 231H35V233L32 235V238L34 239V240H37V241H39L38 239H39V237L40 236H42ZM49 234H47L46 236H48ZM174 235V234H173ZM180 235H183L182 233L181 234H179V236ZM44 236V235H43ZM45 236V238L43 239V240H46V241H48L47 239L49 238V236L48 237H46ZM141 236V235H140ZM175 237V236H174ZM180 237H182V236H180ZM180 237H178V238H180ZM14 239V240H13ZM135 239V238H134ZM181 240H182V238H180ZM102 240V239H101ZM36 241V242H37ZM26 244H25V243ZM35 242V241H34ZM33 242V243H34ZM43 242V241H42ZM220 242V241H219ZM38 244V243H37ZM97 244H98V241H97ZM101 244V243H100ZM99 244V245H100ZM34 245H35V243H34ZM102 245V244H101ZM33 246V245H32ZM40 246V245H39ZM102 246H104V245H102ZM6 247V246H5ZM28 247V246H27ZM49 247V246H48ZM99 247H101V246H99ZM104 247H106V246H104ZM104 247H101V248H103L102 250H103V253H105V255L106 254H108V255H110V254H112V253H115L116 251V254L120 251L119 249V251L117 250V248H116V251L114 252V250H112V249H115L114 248V246L112 245V247L111 248H104ZM110 247V246H109ZM15 248V247H14ZM13 248V249H14ZM34 248H38V247H35L34 246ZM47 248V247H46ZM87 248H89V247H87ZM96 248H98V247H96ZM96 248H95V251H96ZM5 249V248H4ZM3 249V251L1 252L2 254H4V257H6V259H7V257L9 258V257H11L12 258V256L14 255L15 256V254L14 253H12V252H14V251H12L13 249H10L12 252H11V254L9 253V249L8 248H6L5 250ZM16 249V248H15ZM44 249V248H43ZM84 249H86V248H84ZM92 248H90L89 250H91ZM9 250V251H8ZM33 251H35V250H37V249H32ZM89 250L88 249H86V250H81V253H83V252H89ZM98 250V249H97ZM95 251H93V253L95 252ZM99 251H101V250H99ZM37 252V251H36ZM57 252V251H56ZM79 252H80V250H79ZM97 252V251H96ZM245 246H244V244H242V246H241V248H240V255H242V256H244V254H245ZM9 253V254H8ZM35 253V252H34ZM33 253V254H34ZM41 253V252H40ZM60 253V252H59ZM92 253V252H91ZM101 253V252H100ZM255 253V252H254ZM38 253H36V255H37ZM43 254V253H42ZM67 254H68V252H67ZM11 255V256H10ZM92 255V254H91ZM113 255V254H112ZM118 255V254H117ZM122 255V254H121ZM13 256V258H15ZM34 256H35V254H34ZM19 257V256H18ZM30 257L32 258V254L30 255ZM39 257V256H38ZM111 257V256H110ZM119 257V256H118ZM183 257V256H182ZM259 256H257V254L255 253V256L254 257H252V259L250 260L251 262H256V263H260L262 260L260 259L261 257H259ZM10 258V259H11ZM31 258H30V260H29V258L26 260L25 258H24V255H23V259H25V261H32L33 262V260H31ZM47 258V257H46ZM140 258V257H139ZM21 259V261H22V258H19V260ZM34 259V258H33ZM110 258H108V260H109ZM137 259V258H136ZM146 259V258H145ZM145 259H143V260H145ZM12 260V259H11ZM17 260H18V258H17ZM139 260V259H138ZM141 260V259H140ZM139 260V261H140ZM143 260H141V262H145V261H143ZM15 261H16V259H15ZM21 261L19 262V261H17V262H19L20 264H22L21 263ZM24 261V260H23ZM39 261V260H38ZM107 261V260H106ZM111 261V260H110ZM147 261V260H146ZM8 262V261H7ZM11 262V261H10ZM14 262V261H13ZM30 262H29V264H30ZM31 262V263H32ZM113 261H111V263H112ZM148 262V261H147ZM57 263H58V261H57ZM65 263V262H64ZM133 263H137V262H135V260H134V262ZM28 264V263H27ZM132 264V263H131ZM137 264H139V263H137Z\"/></svg>",
	"mask_w": 264,
	"mask_h": 264
}]
</instances>
